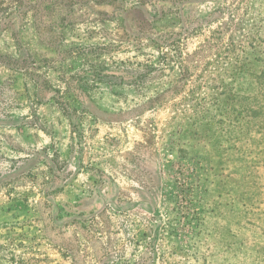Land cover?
Masks as SVG:
<instances>
[{
    "label": "rangeland",
    "instance_id": "374dc122",
    "mask_svg": "<svg viewBox=\"0 0 264 264\" xmlns=\"http://www.w3.org/2000/svg\"><path fill=\"white\" fill-rule=\"evenodd\" d=\"M261 72L264 0H0V264H264Z\"/></svg>",
    "mask_w": 264,
    "mask_h": 264
},
{
    "label": "trees",
    "instance_id": "16d2710c",
    "mask_svg": "<svg viewBox=\"0 0 264 264\" xmlns=\"http://www.w3.org/2000/svg\"><path fill=\"white\" fill-rule=\"evenodd\" d=\"M19 5H21V3ZM255 85L256 87L252 90L249 88L250 86L246 87L245 93L247 96L243 94L240 95L239 98L246 99L247 103L244 108L246 116L257 118V122L253 120L247 121L246 128H253V125L259 127L257 133L264 139V72H261L259 76L255 77ZM253 93L255 94L253 95ZM222 94L223 93H216V95L212 97L214 105L223 106L227 103L228 99L231 100L233 97H237V95L231 93H228L227 96L220 97ZM198 112L202 114L201 109L198 110ZM250 139L251 138H249V140ZM249 163L250 161L248 164ZM258 164H260L262 168V173L259 175L257 174L259 171L256 170ZM254 165V163L252 164L253 167L248 165V167L243 170L244 176L240 181L230 178V181L235 185V187L230 189V196H232V200L236 203L238 202L244 209L242 213L247 219H253L262 224L261 234L264 235V153H262L261 161H259L255 167ZM255 174H257V177H255ZM257 248L264 258V247Z\"/></svg>",
    "mask_w": 264,
    "mask_h": 264
}]
</instances>
